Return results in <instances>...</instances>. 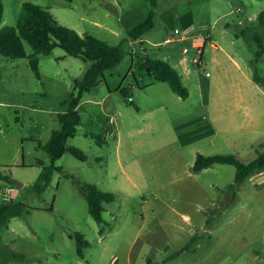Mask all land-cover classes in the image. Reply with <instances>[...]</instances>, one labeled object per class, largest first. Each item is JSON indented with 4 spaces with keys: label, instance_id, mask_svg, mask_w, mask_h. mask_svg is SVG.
I'll return each mask as SVG.
<instances>
[{
    "label": "rangeland",
    "instance_id": "1",
    "mask_svg": "<svg viewBox=\"0 0 264 264\" xmlns=\"http://www.w3.org/2000/svg\"><path fill=\"white\" fill-rule=\"evenodd\" d=\"M26 2L80 35L120 46L124 59L81 97V124L68 145L87 160L64 154L46 187L37 180L51 157L38 143L60 129L57 115L91 64L58 48L37 57V78L28 58L0 55V172L12 181L0 182V209L25 206L0 225V264H264V173L233 195V166L192 172L198 154L248 164L264 152V84L252 81L254 68L264 77V54L256 56L264 0H156L155 8L151 0H4L0 30L16 26ZM151 11L153 30L132 41ZM147 59L175 68L189 98L156 82L143 68ZM237 101L249 114H231ZM232 121L258 130L230 134ZM84 185L115 195L104 204L105 225L90 216ZM76 233L90 243L85 259Z\"/></svg>",
    "mask_w": 264,
    "mask_h": 264
},
{
    "label": "trees",
    "instance_id": "2",
    "mask_svg": "<svg viewBox=\"0 0 264 264\" xmlns=\"http://www.w3.org/2000/svg\"><path fill=\"white\" fill-rule=\"evenodd\" d=\"M73 2V0H68ZM152 7H156V0H151ZM4 0H0V25L4 18ZM155 12L151 11L145 21L134 27L129 37L132 41H139L142 37L149 34L154 28ZM258 22L264 29V11L258 16ZM259 44L261 43L258 40ZM27 44L33 55L29 56L25 50ZM61 49L67 56L90 63L83 79L75 81L73 92L70 95L68 110L57 115L60 129L52 132L50 140L46 144L38 143L37 148L48 153L51 157V165L45 168L38 177L37 183L42 182L46 187L54 171H61L55 166L64 154L69 153L79 161H86L87 157L80 149L68 145L77 128L81 124L78 106L84 93L95 89L100 80H104L107 71L114 70L124 59V52L120 46H112L98 39L91 34L80 35L76 31L59 24L50 12L34 3L26 2L21 7V13L15 27H5L0 30V55L8 59H29V65L34 75L40 77L38 56H49L55 49ZM264 54V47L256 56ZM144 70L149 73L156 82L168 84L171 91L182 100L189 98V91L183 84L180 73L163 61L147 59L143 65ZM252 81L257 85L264 84V77L259 76L257 70ZM136 109H138L135 106ZM215 165H230L236 169L233 184L229 185V193L236 195L244 182L248 179L264 173V152L258 153L257 157L248 164L242 163L235 155H213L204 156L198 154L192 167L194 174H200ZM0 182L11 183L7 175L0 172ZM35 187H38L37 185ZM84 195L88 212L98 225H105L104 204L115 201V195L104 192L94 185H84L80 187ZM25 206L22 203L10 202L7 206L0 209V225L7 223L10 219L19 217L23 214ZM25 213H29L26 211ZM76 252L80 259H85V250L90 247V243L81 233L75 234ZM197 237H192L189 242L180 250L175 252L172 257L177 258L182 253L190 250L196 243Z\"/></svg>",
    "mask_w": 264,
    "mask_h": 264
},
{
    "label": "crops",
    "instance_id": "3",
    "mask_svg": "<svg viewBox=\"0 0 264 264\" xmlns=\"http://www.w3.org/2000/svg\"><path fill=\"white\" fill-rule=\"evenodd\" d=\"M235 65H236L237 69H240L241 71L243 70V67L241 65H239V64H235ZM230 109H231V114H243V115L249 114V107L247 106L246 103H243V101L233 102L230 106ZM216 124H217V120L214 122V125L212 126L213 127V133L215 136H218L222 132H220L219 130H216V128H217ZM230 124L232 125V126L230 125L231 128H229L230 134L240 133V132H244L246 130L251 131V132H255L258 130L254 124H252L251 126L244 125L243 127L242 126H236V123H234L233 121ZM233 125H235V126H233Z\"/></svg>",
    "mask_w": 264,
    "mask_h": 264
},
{
    "label": "built area",
    "instance_id": "4",
    "mask_svg": "<svg viewBox=\"0 0 264 264\" xmlns=\"http://www.w3.org/2000/svg\"><path fill=\"white\" fill-rule=\"evenodd\" d=\"M172 42H174V40H172V39H167L164 43L166 44V45H168V44H171ZM210 75L209 74H206V77H209Z\"/></svg>",
    "mask_w": 264,
    "mask_h": 264
}]
</instances>
